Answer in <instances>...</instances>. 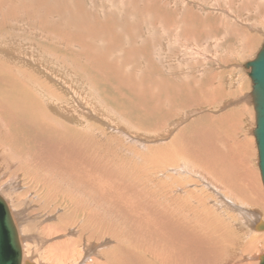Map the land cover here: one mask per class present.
I'll return each instance as SVG.
<instances>
[{"label": "rangeland", "instance_id": "rangeland-1", "mask_svg": "<svg viewBox=\"0 0 264 264\" xmlns=\"http://www.w3.org/2000/svg\"><path fill=\"white\" fill-rule=\"evenodd\" d=\"M263 40L264 0H0V186H5L17 172L25 191L22 196L17 193L21 198L7 196L1 188L0 193L13 215L20 203L27 201L29 210L34 204L38 206L36 226L31 227L40 240L30 238L23 246L31 259L37 264L45 261V249L59 236L45 232V215L60 214L62 211L57 209L65 210L69 202L58 197L51 199V203L45 189L40 190L39 179L28 180L15 167H3L4 157L24 162L32 176H52L46 175L42 167L53 171L55 167L61 182L73 184L71 190L80 196L79 201H91L95 223L103 218V224L109 225L108 246L122 239V243L128 240L139 252L145 244L155 251L158 247L151 228V221H155L152 213L162 206L176 204L178 215L186 213L197 220L201 214L229 218L230 214L224 211L229 209L227 201L222 202L223 189L216 196L193 173L184 171L204 169L208 162L212 169L209 164L205 169L213 178L224 182L222 177H227L232 185L240 183V163H250L249 167L259 172L257 144L250 133L255 127L252 81L245 63L255 57ZM28 102H39L42 108L36 107L35 116L42 119L38 112L43 109L48 114L49 121H45L52 123H42L43 126L32 121L35 117L27 114ZM191 110L201 112L186 118ZM247 138L250 142L246 145ZM167 148L179 150V157L171 156L172 164L161 157L170 155L165 152ZM212 148L217 152L220 149L221 155L225 152V166L215 165L211 158L203 160ZM231 160L239 170L231 171L235 181L233 176L224 175L226 163ZM82 161L95 165L93 172L91 169L81 177L86 183L78 177L84 172ZM182 161L184 170H178L183 164H177ZM76 168L79 171L73 172ZM94 172L96 178L106 174L113 182L103 192L104 197L95 193L87 181ZM124 192L130 193V199L136 203H129L130 208L123 204ZM204 194L206 198L202 197ZM244 195L239 196V202L247 210H254L256 206L245 200L249 194ZM6 196L11 198L14 208ZM220 197L222 203L218 201ZM45 198L49 199L46 206ZM147 201L150 203L145 205ZM134 206H147L144 212L140 211L138 224L132 220ZM189 208L194 210L187 211ZM257 213L259 219L264 218V212ZM70 220L79 222L71 213ZM260 243L249 245L247 251L243 246L237 250L234 245V251L228 253L236 255V264H257L259 254L264 252ZM155 252L160 253L158 249ZM225 252L221 261L233 256ZM50 257L48 260L54 259L52 264H62L58 256ZM192 260L187 264H192ZM221 261L215 259L208 264Z\"/></svg>", "mask_w": 264, "mask_h": 264}, {"label": "bare ground", "instance_id": "bare-ground-1", "mask_svg": "<svg viewBox=\"0 0 264 264\" xmlns=\"http://www.w3.org/2000/svg\"><path fill=\"white\" fill-rule=\"evenodd\" d=\"M16 6V5H15ZM173 25V24H172ZM182 25V24H181ZM173 28V27H172ZM178 33V32H177ZM171 37H174V35H172ZM177 37V35H176ZM172 40V38H171ZM168 42V41H167ZM186 42V41H185ZM239 45V44H238ZM4 48V47H3ZM185 48V46H184ZM178 49V48H177ZM181 49V48H180ZM188 50V48H187ZM182 51V50H181ZM182 54V53H181ZM180 55V54H179ZM29 56V55H28ZM184 56V55H183ZM185 58V57H184ZM211 58V57H210ZM36 59V58H35ZM187 60V59H186ZM41 61V60H40ZM180 61V60H179ZM2 62V61H1ZM184 62V61H183ZM217 62V61H216ZM33 63V62H32ZM35 63V62H34ZM218 64V63H217ZM62 65V64H61ZM64 67V66H63ZM217 67V66H216ZM7 69V68H6ZM18 69V68H17ZM57 69V68H56ZM60 69V68H59ZM170 69V68H169ZM56 72V71H55ZM59 72V71H58ZM57 72V73H58ZM189 73V71H188ZM199 73V72H198ZM60 74V73H59ZM14 75V74H13ZM65 75V74H64ZM185 75V74H184ZM58 76V75H57ZM8 77V76H7ZM14 77V76H13ZM66 77V76H65ZM11 78V77H10ZM9 78V79H10ZM70 78V77H69ZM54 79V78H53ZM57 79V78H56ZM60 79V78H59ZM185 79V78H184ZM235 79V78H234ZM56 81V80H55ZM68 81V80H67ZM162 81V80H161ZM14 82V81H13ZM69 82V81H68ZM26 83V82H25ZM24 83V84H25ZM57 83V82H56ZM71 83V81H70ZM77 83V82H76ZM14 84V83H13ZM158 84V83H157ZM11 85V84H10ZM158 86V85H157ZM16 87V86H15ZM61 87V86H60ZM214 87V86H213ZM12 88V86H11ZM71 88V87H70ZM209 88V87H208ZM207 88V89H208ZM9 89V88H8ZM63 89V88H62ZM31 90V89H30ZM64 90V89H63ZM70 90V89H69ZM73 90V89H71ZM156 90V89H154ZM11 91V90H10ZM9 91V92H10ZM5 94V93H4ZM8 94V93H7ZM6 94V95H7ZM75 94V93H73ZM203 94V92H202ZM244 94V93H242ZM3 95V94H2ZM155 95V94H154ZM3 97H7L4 96ZM16 97H18V95H16ZM167 98V97H166ZM162 99V98H161ZM168 99V98H167ZM11 100V99H10ZM15 100V99H14ZM71 100V99H70ZM69 100V101H70ZM163 100V99H162ZM5 101V100H4ZM9 101V100H8ZM83 101V100H82ZM87 101V100H86ZM89 101V100H88ZM10 102V101H9ZM17 102V101H16ZM30 102V101H29ZM29 102L27 103V110L29 115H31L32 117H35L34 120L35 123H39V125H43L45 124V126L52 122H46L45 120L49 121L47 119L48 114L45 110L40 109L39 110V114L40 117L42 119H40L39 117L37 118V116H35V111H36V107H39L41 104L39 102H31L29 104ZM160 102V101H159ZM158 102V103H159ZM229 102V101H226ZM225 102V103H226ZM8 102H6L7 104ZM162 103V102H161ZM219 103V102H218ZM221 103V102H220ZM231 103V102H230ZM230 103H226V105L230 104ZM77 104V102H76ZM8 105V104H7ZM225 105V104H224ZM20 106V105H19ZM89 106V105H88ZM6 107V106H5ZM9 107V105H8ZM39 108H42L41 106ZM244 108V107H243ZM66 109V107L64 108ZM94 109V108H93ZM235 109V108H234ZM67 110V109H66ZM65 110V111H66ZM69 110V109H68ZM67 110V111H68ZM233 110V109H232ZM14 112V111H13ZM199 113L201 112L200 110L197 111H188L187 112V116L186 118H192L193 115H195V113ZM237 112V111H236ZM236 112L234 114H236ZM96 113V112H95ZM185 113V112H184ZM240 113V112H239ZM237 113V115L239 114ZM249 113V112H248ZM252 113V112H251ZM254 113V112H253ZM70 114V113H69ZM229 114V112H228ZM106 115V114H104ZM224 115V114H223ZM230 115V114H229ZM250 115V114H249ZM185 116V115H184ZM232 116V115H231ZM254 116V115H253ZM252 116V117H253ZM43 117L45 119H43ZM70 117V116H69ZM171 117V116H170ZM182 117V116H181ZM180 117V118H181ZM223 117V116H222ZM226 117V116H225ZM229 117V116H228ZM227 118V117H226ZM248 119V118H247ZM252 119V118H251ZM254 119V118H253ZM179 120V119H178ZM227 120V119H225ZM83 121V120H82ZM54 122V121H53ZM106 122V121H105ZM34 123V122H33ZM43 123V124H42ZM180 123V121H179ZM44 126V125H43ZM255 126H256V119H255ZM164 127V126H163ZM171 127V126H170ZM167 129V128H166ZM254 129L255 127L250 130V133H253V137L255 138L254 135ZM170 130V129H169ZM248 130V131H249ZM87 131V130H86ZM110 136V135H109ZM87 137V136H86ZM70 140V139H69ZM79 140V139H78ZM96 140V139H95ZM82 141V140H81ZM87 141V140H86ZM112 142V141H111ZM250 142V138L246 139V145ZM256 142V139H255ZM214 143V141L212 142ZM257 144V143H256ZM125 145V144H124ZM220 144L217 145V147ZM229 145V144H228ZM227 145V146H228ZM73 146V145H72ZM87 146V145H86ZM162 146V145H161ZM223 147V146H222ZM257 147V145H256ZM76 148V147H75ZM131 148V147H130ZM142 148V147H141ZM149 148V147H148ZM147 148V149H148ZM215 148V147H214ZM214 148H212L211 153H209V156H204L203 160L211 158L210 161L212 160L215 165H221V166H225V159H224V155H221L220 153V149L217 152V150H215ZM221 148V147H220ZM224 148V147H223ZM222 148V149H223ZM59 149V148H58ZM226 149V146H225ZM144 150V149H142ZM232 150V149H231ZM71 151V150H70ZM132 151V150H130ZM145 151V150H144ZM150 151V150H148ZM233 151V150H232ZM231 151V152H232ZM246 151V150H245ZM258 151V148H257ZM134 152V151H133ZM132 152V153H133ZM165 152H167L168 154H170L168 157H165L164 155H162V158H166L164 161H166L168 164H172V159L179 157V155L176 153H179V150H174L173 149H169L167 148V150H165ZM53 153V152H52ZM57 153V152H56ZM74 153V152H72ZM125 153V152H124ZM130 153V152H129ZM131 153V154H132ZM228 153H230L228 151ZM244 153V152H243ZM85 154V153H84ZM135 154V153H133ZM154 154V153H153ZM237 154V153H236ZM54 156V154H52ZM60 155V154H59ZM65 155V154H64ZM63 155V157H64ZM130 155V154H129ZM177 155V156H176ZM192 155V154H191ZM195 156V154H193ZM238 155V154H237ZM243 155V154H242ZM18 156V155H17ZM87 156V155H86ZM136 156V155H135ZM149 156V154L147 155ZM171 156H173L171 158ZM193 156V157H194ZM227 156V155H226ZM225 156V157H226ZM241 157V155H238ZM237 156V157H238ZM250 156V155H249ZM1 157V156H0ZM120 157V156H119ZM229 156H227L226 158H228ZM243 157V156H242ZM251 157V156H250ZM5 159L3 163H1L3 165V167H15L17 170L22 171V175H24L25 177H28L31 180L34 179H39L42 183L41 185V189H45L43 191H46L47 198H50V202L51 199H57L58 197L63 198L64 200H66L67 202H69L67 204V206H65V210H67V212L65 213V210H63L62 207L58 208V212H61L60 214L58 213L57 215L53 214H46L45 218L46 221H44L43 226L45 227V232L49 230L50 234H54L58 233V238L54 239V242L48 246L47 244V248L45 249V255L44 257L47 259H45V261H40L39 264H52L51 262L53 261L50 259L48 260V257H50L51 254H53V256H58V260L62 262V264H187V262H190V259L192 258V264H208L211 263L213 260L218 259L221 261V256L224 257L226 255H224L225 250L228 251L230 250L231 252L234 251V249H232V247L234 245L238 246L237 250L240 249L241 246L246 247L244 248L246 251L248 250V246L251 244H254L255 242H261V246L264 245V228L260 227V224L264 222V218L263 219H259L258 217V213L259 211L264 212V185L261 179V173L259 170V166H258V156H257V166H258V170L259 172H257V168H255L253 170V168L251 169V167H249L250 163H247V165L244 164H239L240 165V171L237 170L238 168H234L232 166L233 161L231 160L230 162H227V174H224L226 176L230 175L233 176V174L231 175V171L237 170V172L239 173L237 179L239 180V184H237L235 182V185L237 187H242V188H237L235 187V185H232L231 181H229L230 179H226L227 177H222L224 180V183L221 180L218 181L217 179L213 178L212 175H210L206 170L208 169V167L210 166V163H206L203 165L204 169L200 168L199 170H197V168H192V170H187L184 171L187 174L189 173H193L192 175H194L196 178H198L197 180L202 181L200 183H203V185L208 189L213 191L214 193H216V196L218 195L217 193L222 192L221 188L223 189L222 195L223 197L226 199H222V202L225 203V201H227V203L225 205H228V208L224 210L225 212H227V214L229 213L230 216H228L229 218H212L211 215H207L205 214L204 217H202V214L199 215L201 217V219L196 218V216H188L186 213L185 215H183V213H180L178 215L177 213V208H176V204L175 207L172 206L168 207V206H162V208H159L160 210L156 209L155 211L153 210V218L155 221L152 222V229H154L153 233L155 235V237L153 236L154 240L156 241V245L158 248H155L154 250L156 251V249L159 250L160 253L155 252V251H151L148 247L146 248L145 246H148L145 244V246H143V248L141 247V251L139 252L136 248L134 249V247L131 245V243L128 242V240H126L125 242H127L129 244V246L127 245V243H123L120 240H115L113 245H109L108 246V242H111V240L108 238L109 236V225L108 224H103V218H101L99 220V222L94 220V213L92 212V210L94 209L92 206V203L90 202H86V203H82L81 201H79L80 197L76 194H74V192L71 190V187L73 186V184L69 185L67 182L63 183L61 182L60 179V174H58L57 169L54 167V171L53 169L49 168V167H42V170L45 172V174L47 175V173H51L52 176H42L39 177L38 174H34L32 176V174H30L28 171H26V168H28L24 162H17L14 159H6V157H4ZM52 158V157H51ZM137 158V157H136ZM150 158V157H149ZM170 158V159H169ZM25 159V158H23ZM65 159V158H64ZM72 159V158H71ZM134 159V158H133ZM188 159V158H187ZM230 159V157H229ZM242 159V158H241ZM241 159H239L241 161ZM49 160V159H48ZM53 160V159H52ZM66 160V159H65ZM136 160V159H134ZM191 160V159H189ZM199 160V159H198ZM202 160V161H203ZM1 161V160H0ZM118 161V160H117ZM209 161V160H208ZM209 161V162H210ZM236 161V160H235ZM238 161V160H237ZM236 161V163H237ZM49 162V161H48ZM134 162V161H133ZM201 163V161H199ZM247 162V161H246ZM52 161H50L51 165ZM103 163V162H102ZM185 162H178V166L182 165ZM187 163V161H186ZM212 163V162H211ZM32 164V163H31ZM72 165H76L75 162L71 161ZM82 164H84L83 170L84 172L82 173V171L80 173H82V175H78L79 179H81V177H83L86 173L85 172H90V170L92 169V167L94 168V166L86 162L82 161ZM197 164V163H196ZM209 164V166H208ZM213 164V163H212ZM223 164V165H222ZM238 164H236L237 166L235 167H239ZM40 165V164H39ZM145 165V162H144ZM167 165V164H166ZM234 165V164H233ZM254 165V164H253ZM155 167V165H154ZM154 167H152L154 169ZM184 164L180 167H177L178 170L179 169H183ZM201 167V165L199 166ZM198 167V168H199ZM25 168V169H24ZM39 168V167H38ZM74 168V167H73ZM149 168V167H148ZM151 168V167H150ZM207 168V169H205ZM211 168V166H210ZM222 168V167H221ZM40 169V168H39ZM85 169L87 171H85ZM127 169V168H126ZM129 169V167H128ZM212 169V168H211ZM210 169V170H211ZM214 169V168H213ZM224 169V168H223ZM1 170V169H0ZM5 170V169H4ZM9 170V169H7ZM76 170H78L77 168L74 169H69V171H73L75 172ZM176 170V168L174 169ZM184 170V169H183ZM38 171V170H37ZM61 171V170H60ZM79 171V170H78ZM129 171V170H128ZM155 171V170H154ZM167 171V169H166ZM213 171V170H211ZM233 171V173H235ZM91 172H93V169L91 170ZM225 172V171H224ZM223 172V173H224ZM38 173V172H37ZM103 173V172H102ZM156 173V172H154ZM179 173V172H178ZM95 172L94 173H90L89 177L90 179L87 180L88 182L91 183L92 185V190L95 191V193L99 192L101 194V196L104 197L103 193L105 191V189H108L110 187V184L113 183L111 181V179L106 175L103 174V176H101L100 178L97 176H95ZM167 174L168 171H167ZM221 174V172H220ZM68 175V174H67ZM93 175V177L91 176ZM97 175V174H96ZM164 175V174H163ZM223 175V174H222ZM236 175V176H237ZM19 176L20 174L15 172V175L13 177V179L11 178V180H8L7 182H5V186H0V188L3 190L4 194L15 198L14 196L17 195V197L21 198L19 196L20 193L21 196L25 193L24 191V187L22 185H24V183L22 182V185L19 184L18 181L19 180ZM70 176V175H68ZM88 175H86L87 177ZM172 176V174H171ZM235 176V174H234ZM234 176L231 177L234 180ZM53 177H56L55 181L51 180L53 179ZM151 177V176H150ZM175 177V176H174ZM163 178V177H162ZM180 178V177H179ZM88 179V178H87ZM97 179V180H96ZM161 179V178H160ZM181 179V178H180ZM195 179V178H194ZM2 179H0L1 181ZM30 180V182H32ZM73 180V179H72ZM82 180V179H81ZM155 180V179H154ZM162 180V179H161ZM165 180V178H164ZM183 180V179H182ZM24 181V180H23ZM74 181V180H73ZM84 181V180H82ZM159 181V180H158ZM158 181L156 183H158ZM176 181V180H175ZM235 181V180H234ZM86 183V181H84ZM169 182V181H168ZM96 183V184H95ZM171 183V182H170ZM169 183V184H170ZM179 183V179L178 182ZM181 183V182H180ZM192 183V182H191ZM194 183V182H193ZM199 183V182H198ZM82 185V183H80ZM79 184V185H80ZM94 184V185H93ZM184 184V183H183ZM89 185V184H88ZM160 185V184H158ZM157 185V186H158ZM231 185V186H230ZM60 186H63L64 188H61ZM78 186V185H77ZM201 187V185H199ZM193 187V186H192ZM198 187V186H196ZM111 188V187H110ZM160 188V186H159ZM195 188V187H194ZM203 188V187H202ZM237 189L238 193L234 190ZM29 189V188H28ZM84 189V188H83ZM163 189V188H161ZM167 189V188H166ZM164 189V190H166ZM172 189V187H171ZM177 189V188H176ZM175 189V191H176ZM191 189V188H190ZM201 189V188H200ZM76 190V189H74ZM170 190V189H169ZM179 190V189H178ZM233 190L237 193L234 194ZM29 191V190H28ZM83 191V190H82ZM109 191V190H108ZM171 191V190H170ZM42 192V191H41ZM153 192V191H152ZM159 192V191H158ZM167 192H169L167 190ZM177 192V191H176ZM179 192V191H178ZM190 192V191H189ZM13 193V195L11 196V194ZM86 193V192H85ZM151 193V192H150ZM149 193V194H150ZM157 193V191H156ZM166 193V191H165ZM172 193V191H171ZM73 194L76 196H73ZM153 194V193H152ZM160 194V193H159ZM162 194V193H161ZM203 194V193H201ZM208 194V193H207ZM211 194V192H210ZM241 194L243 196H245L244 194L248 195L247 198H245V200L249 203H252L254 206H256L254 208V210L249 211L250 209H246L243 207V205H241V203L239 202ZM155 195V194H154ZM163 195V194H162ZM167 195V193H166ZM179 195V194H178ZM181 195V194H180ZM192 195V194H191ZM189 195V196H191ZM0 196L2 197V199L4 200L12 221L14 223L15 229H16V233H17V237L21 246V253H22V262L25 260L30 261L31 263L37 264L36 260L31 259L30 254H28L27 251H25L23 249V246H26L24 241H29L30 238H32L33 240H40V236L37 233H33V227L31 226H36V224L34 225V222H36V215H35V211L37 210L38 206L34 204V206L36 207H31V210H29L30 205L28 204V202L26 201L25 203H20V207L17 210L18 214L16 212H14L15 215L12 214L11 208L7 202V200L3 197V195ZM6 196V197H7ZM108 196V195H107ZM156 196V195H155ZM161 196V195H159ZM207 196V195H206ZM209 196V195H208ZM215 196V195H213ZM123 197L124 199H126L127 203H124L126 201L123 200V204H127V206L130 208V204H136L133 203V201L130 199V193L126 194V192L123 193ZM154 197V196H152ZM169 197V196H168ZM172 197V195H171ZM205 197V194L204 196ZM212 197V196H211ZM8 198V197H7ZM45 198L44 199V206H46V203H49V199ZM141 198V197H140ZM138 198V199H140ZM188 198V196L186 197ZM206 198V197H205ZM208 198V197H207ZM82 199V198H81ZM151 199V198H150ZM167 199V198H166ZM179 199V198H178ZM218 199V198H217ZM9 203L11 198H8ZM146 200V199H144ZM185 200V199H184ZM188 200V199H187ZM194 200V199H193ZM196 200V199H195ZM65 201V202H66ZM142 201V200H140ZM169 201V200H168ZM167 201V202H168ZM175 201V200H174ZM182 201V200H180ZM203 201V200H202ZM201 201V202H202ZM211 201V200H210ZM219 203L221 202V197L218 199ZM138 202V201H137ZM149 201L143 203L145 205L148 204ZM216 202V201H215ZM215 202H209L211 205L215 204ZM52 203V202H51ZM150 203V202H149ZM11 206L14 208L15 205L13 203H10ZM83 204V205H82ZM103 204H106L105 202H103ZM108 204V203H107ZM153 204V203H152ZM161 204V203H159ZM189 204V203H188ZM218 204V203H217ZM214 205V206H218V205ZM27 205V206H26ZM119 205V204H117ZM163 205V204H162ZM168 205V204H165ZM178 205V204H177ZM209 205V206H211ZM59 206V205H58ZM181 206V203L180 205ZM206 206V205H205ZM208 206V205H207ZM208 206V207H209ZM213 206V207H214ZM144 207L147 206H142V207H132L131 210H135V216L132 218L133 221L139 222V218H140V213L144 212ZM182 207V206H181ZM179 207V208H181ZM190 207V206H189ZM212 207V208H213ZM33 208V209H32ZM178 208V209H179ZM46 209V208H45ZM79 209V210H78ZM184 209V207H183ZM187 209V208H186ZM47 210V209H46ZM193 211L190 208L187 211ZM213 210V209H212ZM223 210V209H222ZM221 210V211H222ZM141 211V212H140ZM206 211V209H205ZM48 212V211H47ZM134 212V211H133ZM207 212V211H206ZM220 212V211H219ZM218 212V213H219ZM43 213V212H42ZM70 213L71 215H73L75 218H77L78 224L75 223V221L70 220ZM194 213V212H193ZM221 213V212H220ZM209 214V212H208ZM212 214V213H211ZM264 214V213H263ZM44 215V214H43ZM42 215V217H43ZM222 215V214H221ZM225 215V214H224ZM55 217V218H54ZM199 217V218H200ZM237 217V218H236ZM262 217H264L262 215ZM54 218V219H53ZM80 218V219H79ZM107 218V217H106ZM99 219V218H98ZM224 219H226L224 221ZM216 220V221H215ZM42 220L38 221L39 222ZM72 221V222H71ZM28 222V223H27ZM46 222V223H45ZM94 222V223H92ZM226 222V223H224ZM141 223V222H140ZM138 224V223H136ZM93 225V227H92ZM145 228V227H144ZM26 234H25V231ZM147 230V229H146ZM143 232V231H142ZM113 233V232H112ZM132 233V232H131ZM147 233V232H146ZM30 234V235H29ZM48 234V235H50ZM133 234V233H132ZM131 234V235H132ZM120 235V234H119ZM147 236V235H146ZM139 237V236H138ZM136 238V237H135ZM140 238V237H139ZM138 238V239H139ZM43 240V239H42ZM46 240V239H45ZM49 239H47L48 241ZM140 242V240H139ZM49 243V242H48ZM133 244V243H132ZM143 244V243H142ZM150 244V243H149ZM139 245V244H138ZM135 246V245H134ZM252 247V246H251ZM151 248V247H150ZM227 248V249H225ZM262 249V248H261ZM250 250V249H249ZM162 251V252H161ZM238 252V251H237ZM261 253V252H260ZM186 254V255H185ZM232 254V253H231ZM228 253V255H231ZM264 254V252L262 253ZM261 254V255H262ZM224 255V256H223ZM233 255V254H232ZM260 255V254H259ZM236 255L233 256H229L228 258H226L224 261H221V264H236V259H234L233 257H235ZM166 257V258H165ZM202 257H206V258H210V260L207 259L204 260V258ZM52 258V257H50ZM199 258V259H198ZM240 259V258H239ZM56 260V258H55ZM57 260V261H58ZM223 260V259H222ZM241 261V260H240ZM56 263V262H55ZM54 263V264H55ZM214 263V262H213ZM219 263V262H218ZM259 263V257L257 258V264ZM59 264V263H58ZM239 264V262H238ZM241 264H249L246 261H242Z\"/></svg>", "mask_w": 264, "mask_h": 264}, {"label": "water", "instance_id": "water-1", "mask_svg": "<svg viewBox=\"0 0 264 264\" xmlns=\"http://www.w3.org/2000/svg\"><path fill=\"white\" fill-rule=\"evenodd\" d=\"M250 69L252 81L251 96L255 108L256 126L254 135L258 148V166L264 185V40L255 57L245 63ZM264 228V222L260 224ZM0 264H34L22 262L21 246L10 212L0 196ZM264 264V254L259 255V263Z\"/></svg>", "mask_w": 264, "mask_h": 264}]
</instances>
